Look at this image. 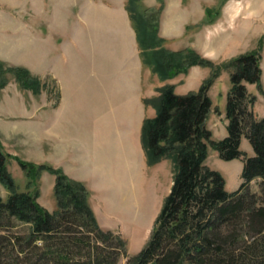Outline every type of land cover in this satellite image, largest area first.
<instances>
[{"label": "trees", "instance_id": "1", "mask_svg": "<svg viewBox=\"0 0 264 264\" xmlns=\"http://www.w3.org/2000/svg\"><path fill=\"white\" fill-rule=\"evenodd\" d=\"M141 2L128 0L126 7L144 64L161 80L194 65L209 67L212 72L197 90L180 94L175 84L166 83L159 87L157 97L147 99L156 109L143 125L147 162L152 165L172 157L175 170L149 240L126 264H264V117L255 116L256 95L245 84H256L264 96V36L258 49L216 63L194 48H166L159 36L162 7L148 15ZM210 12L207 7L206 13ZM222 64L229 69L232 83L226 103L228 134L215 139L207 124L213 106L209 90ZM6 73L35 94L44 88V82L28 68L0 61V89L8 83ZM243 136L251 142L254 155L241 149ZM210 147L225 160H243V182L237 190L228 191L222 173L207 165ZM11 157L25 171L28 185L43 171L56 176V210L50 211L38 201L39 190L19 189L7 166ZM256 178L261 179L259 192L250 189ZM0 183L8 191L6 198L0 195V264H116L121 255L128 254L127 240L99 225L83 182L60 168L6 153L1 140ZM17 222L28 225V230L12 231Z\"/></svg>", "mask_w": 264, "mask_h": 264}, {"label": "rangeland", "instance_id": "2", "mask_svg": "<svg viewBox=\"0 0 264 264\" xmlns=\"http://www.w3.org/2000/svg\"><path fill=\"white\" fill-rule=\"evenodd\" d=\"M223 1L142 0L141 8L146 9L149 15L157 13L162 7L158 16L159 36L163 37V44L166 48L173 51L194 48L214 62L223 63L239 54L260 47V38L264 36V0H225V3L222 4ZM127 3L128 0H0V61L6 66L30 64L40 74L31 73L34 76H39L44 82L41 93L35 94L32 90L21 87L11 73H6L9 80L7 85L0 89V111L6 110V108L9 110L10 104L16 105L12 108L24 109L26 102H43L42 94H45V85L48 83H54L55 92H59L56 80L50 75L45 76V35L47 33L54 40L56 37L65 39L67 36H71L69 33L77 34L76 37L81 40V50L88 58L87 65L84 63L85 69L96 70L98 75H106V77L116 75L119 70H127L130 72L129 77L133 80L136 58L131 28L133 29L134 25L124 14L127 10ZM207 7L212 10L210 15L206 13ZM153 20L156 23V18ZM87 25L89 26L87 27ZM261 54L263 59L264 44ZM145 71L147 84L149 81L150 87L157 89L166 83H173L176 85V91L180 94L197 90L212 72L209 67L194 65L187 72H181L172 78L161 80L150 66L146 65ZM88 76H90L89 73ZM116 78L112 79L116 81ZM245 84L248 92L256 95L257 101V94L250 91L254 83L245 82ZM231 86L229 69L223 65L209 90L213 102L211 110L213 115L220 112L219 108L221 107L226 109V94ZM115 87L117 88V86ZM254 92L262 94L259 89ZM158 95L152 96V98ZM255 104L256 102L253 105L255 116L262 118L257 116ZM150 105L154 106L151 103ZM6 112L8 111H4V113ZM1 128L5 131L7 127L1 124ZM20 129L25 132L26 126L22 124ZM10 135L13 139L12 146L9 140L6 141L15 150L17 157L42 164L31 161L30 157L35 152L31 153L29 149L27 151L24 135ZM10 135L8 134V137ZM0 140L2 142L1 136ZM3 150L9 153L4 145ZM11 155L15 157L14 154ZM233 160L221 158L218 151L210 147L207 165L222 173L228 191L237 190L243 182L242 175L241 180H238L239 175L236 171L238 166L232 162ZM7 166L15 177L20 190L31 192L39 190L38 201L43 206L50 211L58 208L54 193V181L52 182L53 175L43 171L32 185H28V177L15 158H9ZM150 166L148 182L156 180V184H151L150 188L145 191L150 195V199H146L142 204H137L136 187L132 180L128 182L129 186L121 188L125 199L127 198V204L132 207L122 206L120 209L122 213L119 214L118 207L113 205L114 221L109 223L112 225L109 229L104 228L97 219L103 229L120 233L128 242V254L121 255L116 264H126L130 256L138 253L146 245L154 227V218L156 219L154 217L151 221V217L157 214L160 200L163 204L164 198L168 194L175 170L174 160L172 157H168ZM260 180V178H256L251 181V191H260ZM0 195L4 198L8 196L7 189L1 183ZM90 197L91 192L89 196L91 205ZM28 227L26 224L17 222L12 231L25 233Z\"/></svg>", "mask_w": 264, "mask_h": 264}, {"label": "crops", "instance_id": "3", "mask_svg": "<svg viewBox=\"0 0 264 264\" xmlns=\"http://www.w3.org/2000/svg\"><path fill=\"white\" fill-rule=\"evenodd\" d=\"M124 14L131 22L129 12L126 10ZM131 32L136 58L133 80L127 70H119L116 75L106 77L98 75L96 70L86 68L90 74L88 76L84 68L88 58L81 50L82 44L77 34L69 33L71 36L65 39L56 37L54 40L47 33L45 76L50 75L56 80L59 92H55L54 83H48L45 85V94H42L43 102H26L24 109L12 108L16 105L10 104L9 110L6 108L0 111V136L5 149L16 156L7 141L12 146L10 134L24 135L27 151L35 152L30 157L31 161L60 168L70 178L86 185L91 192L92 208L106 229L111 228L109 223L114 221L113 205L118 207L119 214L122 213V206H130L121 188L129 186L128 182L133 180L137 204H142L150 199L145 191L151 184H156V180L148 182L151 166L147 162L142 131L145 119L156 113L147 99L158 95L159 87H150L149 81L147 84L146 65L140 54L135 29L131 28ZM23 65L32 73H39L30 64ZM261 66L264 86V57ZM115 77L116 81L112 79ZM251 88L250 91L258 96L255 104L257 116L264 117V96L254 92L258 90L256 84ZM219 109L220 112L214 115L211 111L207 119L215 139L228 134L226 109ZM1 124L7 127L5 131ZM22 124L26 126L25 132L20 129ZM241 149L248 155L255 154L246 136L242 138ZM232 162L238 166L236 171L240 181L244 162L242 159H234ZM50 174L53 175L52 182L55 185L56 176ZM161 207L160 200L157 214L151 217V221L157 217Z\"/></svg>", "mask_w": 264, "mask_h": 264}]
</instances>
